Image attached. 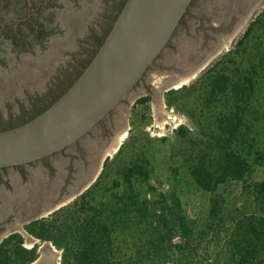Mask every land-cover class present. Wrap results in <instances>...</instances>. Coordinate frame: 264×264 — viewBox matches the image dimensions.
Here are the masks:
<instances>
[{
	"label": "rangeland",
	"instance_id": "obj_1",
	"mask_svg": "<svg viewBox=\"0 0 264 264\" xmlns=\"http://www.w3.org/2000/svg\"><path fill=\"white\" fill-rule=\"evenodd\" d=\"M101 4V0H97L96 11L92 14L93 18H97L98 12H102ZM245 6L244 12L246 10L248 12L250 7L255 8L252 9L244 24L234 33L229 48L212 59L207 67L226 56L222 60V66L228 65V72L235 74L237 70L247 67L250 62H259V59L264 56V27L256 26L247 40L245 49L240 51L239 55L235 51L236 45L242 39L249 24L263 12L264 0H194L171 42L140 85L129 95V99L123 101L80 143L86 146L89 154L95 153L98 146L101 147L102 138L107 136L106 132V135L100 138L99 133L102 130H110V122H112L116 128H119L115 140L120 136L122 129L124 128L123 131L126 129V136L118 149L119 151L122 148V151L120 153L116 150L115 153L107 151L108 156L104 161L101 160L99 173L90 181L91 183L85 189L83 188L81 193L79 191L71 194L70 197L73 196L71 200L68 197L57 206L66 208L87 191L99 178L106 160H109L107 175L102 179L100 188L103 190L111 184L109 186L113 193L118 191L112 187V180L116 174H120L130 163L144 162L150 177L147 181H135L132 192L141 194V200L146 198L156 206L164 207L166 204V207L174 208L175 202L178 201L180 212L176 211L186 218L192 229L190 242L197 253L192 264H237L236 258L232 257L231 248L236 225L243 221L249 222L264 218V78L252 102V110L255 113L250 123L252 125L251 137L255 139V147L249 158L251 170L243 181L228 182L220 186L215 193L204 192L194 183L189 172L193 145L176 133L179 127H183L188 131L189 137L198 139L201 126H207L212 120H208L206 113L200 112L197 96H192L187 100L182 99L185 106L181 105L184 112H180L166 106L164 95L167 89L175 90L171 84L180 80L183 74L204 64L207 57L222 43H225L231 32L239 26L238 20H241L243 14L237 13V10L240 7L239 11H241V7L243 10ZM233 11L236 13H232ZM86 29L87 26L79 32V37L72 41V46L69 44L70 49L66 50L68 55L64 57L62 63L54 64L49 74L41 80L19 79L16 92L2 90L0 86V118L6 119L10 115L17 116L19 109L28 107L27 102L30 97L24 94L26 88L38 89L40 86L47 87L59 81L57 68L65 70L71 68L70 59L73 54L85 45ZM8 49H11V46H8ZM229 52H231L230 55H228ZM191 57L193 63L189 65ZM35 58L30 54H21V62L17 64L13 61L9 73H14L17 66H21L25 61L24 68L27 69L26 65ZM201 71L185 86L193 83L203 72ZM40 97L44 98V95ZM146 97L149 98L147 103L138 104L140 99ZM131 98L134 100L131 101ZM189 111H195L194 120L187 116L186 113ZM124 124L125 127H123ZM76 149L77 146H74L66 151L74 152ZM79 160L78 158L76 162L80 163ZM120 189V193L125 191L126 194L127 187L122 186ZM214 201L218 203L216 214L212 213ZM130 223L137 222L132 220ZM125 233L126 231H123L116 236H121L123 241ZM181 243L180 234H176L171 245ZM44 244L48 247L46 250L52 252L46 264H60L61 253L53 249L50 244ZM38 245L40 247L42 243ZM261 264H264V253L261 256Z\"/></svg>",
	"mask_w": 264,
	"mask_h": 264
},
{
	"label": "trees",
	"instance_id": "obj_2",
	"mask_svg": "<svg viewBox=\"0 0 264 264\" xmlns=\"http://www.w3.org/2000/svg\"><path fill=\"white\" fill-rule=\"evenodd\" d=\"M256 26L264 27V10L249 24L236 45L237 55L245 49ZM225 57L207 67L190 85L164 95L166 106L180 112H184L181 105L185 106L182 99L197 96L200 112L212 120L201 126L198 139L189 137L183 127L176 131L193 145L190 176L207 193H215L228 182L243 181L251 170L249 158L255 147L250 121L255 113L252 102L264 78V56L235 74L228 72V65L222 66ZM148 101L146 97L138 104ZM194 112L186 114L194 120ZM121 151L122 148L118 153ZM108 164L106 160L97 181L70 206L33 222L27 227L28 233L59 251L60 264H192L197 254L190 242L192 229L186 218L179 215L178 201L174 208L166 204L156 206L132 192L135 181H147L150 177L144 162L130 163L116 174L117 178L112 180V187L118 189L116 193L111 192V184L102 190L100 184L107 175ZM122 186L127 187L126 194L119 192ZM217 205L214 201L213 214L217 213ZM132 220L137 223H130ZM123 231L126 235L122 241L116 235ZM176 234H180L182 243L171 245ZM22 244L19 235L5 239L0 244V264L34 263L39 257L37 246L26 249ZM231 248L237 264H261L264 218L238 223Z\"/></svg>",
	"mask_w": 264,
	"mask_h": 264
},
{
	"label": "flooded vegetation",
	"instance_id": "obj_3",
	"mask_svg": "<svg viewBox=\"0 0 264 264\" xmlns=\"http://www.w3.org/2000/svg\"><path fill=\"white\" fill-rule=\"evenodd\" d=\"M96 2L97 0H0V86L8 92L17 91L19 79L37 81L47 76L54 64L62 63L68 55L69 44L87 26L85 45L73 54L70 59L71 68H57L59 81L53 85L40 86L38 89L26 88L24 94L30 97L28 107L19 109L17 116L10 115L6 119L1 117L0 131L20 126L43 112L66 92L91 62L126 0H101L102 12H98L97 18H93ZM237 30L238 28L235 32ZM21 54H30L36 58L29 61L27 69L24 68L25 61L17 66L14 73H9L13 61L17 64L21 62ZM43 95L44 98L40 97ZM110 126V130L99 133L100 138L106 132L107 136L102 138L101 147L98 146L95 153L89 154L83 144L76 143L71 146H77L74 152H67L71 148L69 147L35 163L0 169V244L10 236L19 235L23 239L24 248L32 249L37 246L39 256V250L48 248L44 243H50L31 236L27 227L62 208L63 206L57 205L75 193L92 176L100 150L106 149L118 133L119 128L112 122ZM78 158L80 163L76 162ZM54 206L56 209L51 211ZM45 212L47 214H43ZM27 241L32 243L31 248L25 246ZM38 243L42 245L39 247ZM51 247L55 249L52 245ZM49 252L51 255L52 252Z\"/></svg>",
	"mask_w": 264,
	"mask_h": 264
},
{
	"label": "water",
	"instance_id": "obj_4",
	"mask_svg": "<svg viewBox=\"0 0 264 264\" xmlns=\"http://www.w3.org/2000/svg\"><path fill=\"white\" fill-rule=\"evenodd\" d=\"M193 2L126 0L103 44L66 92L30 121L0 131V169L35 163L82 143L99 123L129 99L171 42ZM245 8L237 10L243 14L238 20L239 27L255 7H250L248 12H244ZM196 70L198 67L182 78ZM114 142L115 139L112 145ZM110 148L111 144L101 152L95 171ZM94 173L75 193H81L91 183ZM54 209L55 206L51 211ZM40 258L41 255L37 260Z\"/></svg>",
	"mask_w": 264,
	"mask_h": 264
},
{
	"label": "bare ground",
	"instance_id": "obj_5",
	"mask_svg": "<svg viewBox=\"0 0 264 264\" xmlns=\"http://www.w3.org/2000/svg\"><path fill=\"white\" fill-rule=\"evenodd\" d=\"M245 5V4H244ZM243 6V5H242ZM208 8V7H207ZM236 10V9H235ZM236 13V12H235ZM219 19V18H218ZM239 27V26H238ZM235 33V32H234ZM234 35V34H233ZM233 35L228 37L225 41V43L216 49L215 51H213L212 54H210V56L207 57V59L205 60V63L201 64L200 66H198V70H196L195 72H193L192 74L188 75L185 78H182L180 80H178L177 82H174V84H171V86H173V88L178 89L180 88L182 85H186L193 77H195L197 75V73L200 70H203L204 67H206L208 65V63H210V61L212 59H214L216 56H218L220 53L224 52L225 50H227L229 48V44L233 38ZM189 56V55H188ZM181 60V59H180ZM196 60V59H195ZM193 61V58L191 57V60L189 61V65L191 64V62ZM184 63V62H183ZM187 63V62H186ZM193 63V62H192ZM188 64V63H187ZM183 65V64H182ZM192 65V64H191ZM178 66V65H177ZM185 66V64L183 65ZM188 66V65H186ZM176 67V66H175ZM193 67V66H190ZM179 68V67H178ZM189 69V68H188ZM126 136V129L120 134V136L117 138L116 143H114L111 147V149L109 150V152H116L118 147L121 145L122 141L124 140ZM90 145V143H89ZM92 145V144H91ZM116 150V151H115ZM106 156H108V152L106 153ZM101 165L99 166V168H97V170L95 171L94 175H93V179L95 178V176H97V173H99L98 171L100 170ZM91 179V181L93 180ZM25 246L27 248H31L32 247V243H27L25 244ZM39 252L42 254V258L37 260L35 263L33 264H46V261L49 259L50 255H49V251L46 250V248H44L43 250H39ZM48 262V261H47Z\"/></svg>",
	"mask_w": 264,
	"mask_h": 264
}]
</instances>
